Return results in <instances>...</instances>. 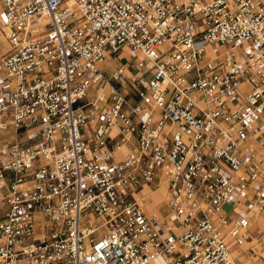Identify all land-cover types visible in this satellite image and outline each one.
<instances>
[{"label":"built area","instance_id":"obj_1","mask_svg":"<svg viewBox=\"0 0 264 264\" xmlns=\"http://www.w3.org/2000/svg\"><path fill=\"white\" fill-rule=\"evenodd\" d=\"M0 4V264H264V0Z\"/></svg>","mask_w":264,"mask_h":264},{"label":"crops","instance_id":"obj_2","mask_svg":"<svg viewBox=\"0 0 264 264\" xmlns=\"http://www.w3.org/2000/svg\"><path fill=\"white\" fill-rule=\"evenodd\" d=\"M113 66L118 63V60L113 59L110 62ZM126 153L125 148L115 152L116 157H121ZM142 193L147 197V203L151 211L158 215L167 216L170 214L169 207L166 204L167 193L165 185L162 183L154 182L151 185H144ZM164 208V209H163ZM261 217H264V212L258 217L252 226V231L262 230L257 226ZM264 229V228H263ZM232 255L234 257L235 264H261L263 262V252L259 250L251 251L245 246H232ZM154 264H164L161 259H156Z\"/></svg>","mask_w":264,"mask_h":264},{"label":"rangeland","instance_id":"obj_3","mask_svg":"<svg viewBox=\"0 0 264 264\" xmlns=\"http://www.w3.org/2000/svg\"><path fill=\"white\" fill-rule=\"evenodd\" d=\"M3 20V7L2 5L0 4V21ZM0 46L2 48H6L8 46V42L2 37V40L0 41ZM164 209V208H163ZM257 226L259 228H264V217H261L260 220L258 221L257 223Z\"/></svg>","mask_w":264,"mask_h":264}]
</instances>
